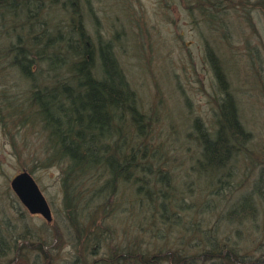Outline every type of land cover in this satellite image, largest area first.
<instances>
[{
	"label": "rangeland",
	"instance_id": "obj_1",
	"mask_svg": "<svg viewBox=\"0 0 264 264\" xmlns=\"http://www.w3.org/2000/svg\"><path fill=\"white\" fill-rule=\"evenodd\" d=\"M78 2L96 49L98 37L111 43L139 95L142 110L148 114L147 143L150 153L159 159L153 160V171L159 168L168 175L175 196H183L182 201L191 205L175 213L182 215L181 226L187 225L192 215L198 214L202 221L197 207L207 196L214 205L209 212H201L208 216L203 225L215 227L217 222L218 234L229 244L237 242L244 250L254 251L261 241L264 219L259 216L255 223L237 224L225 220L221 213L245 192L255 193L258 213L264 211V192L254 190L257 182L262 188L261 169L264 171V0ZM69 11L58 8L57 19L68 16ZM213 54L237 99L241 120L252 133L245 149L228 166L231 174L224 189L229 191L228 186L231 190L224 202L207 195L213 181L196 169L201 148L193 123L198 118L213 131L222 95ZM19 74L7 61L4 67L0 62V225L9 237L21 236L20 249L1 258L0 264H74L76 257H85L83 261L89 264H107L102 258L110 255L112 248L133 245L134 239L149 255L168 250L195 255L196 239L184 234L181 226L175 227L178 219H172L176 223L173 227L174 223L166 225L161 216L151 217L142 201L138 205L142 224L136 221L140 214L134 215L135 194L132 186L122 181L113 195L102 197L110 196V206L96 220L110 231L109 236L103 234L100 243L91 241L83 250L78 228L93 217L84 208L69 215L64 162L48 159V131L30 106L29 81ZM24 168L33 174L50 203V222L41 214L30 213L11 187V178ZM79 195L83 200L78 206H86L91 191ZM100 199L87 206H95ZM169 259L167 256L159 264H177ZM180 264L211 263L199 258Z\"/></svg>",
	"mask_w": 264,
	"mask_h": 264
},
{
	"label": "trees",
	"instance_id": "obj_2",
	"mask_svg": "<svg viewBox=\"0 0 264 264\" xmlns=\"http://www.w3.org/2000/svg\"><path fill=\"white\" fill-rule=\"evenodd\" d=\"M58 8L67 11L71 8V11L57 19ZM80 8L78 0H0V62L4 67L7 61L9 67H15L29 81L30 106L48 131V159L64 162L65 204L69 215L84 208L93 217L90 222H84L82 229L78 228L82 231L79 243L84 250L91 241L100 243L103 234L109 236L110 231L96 220L104 216L110 206L109 197L119 189L121 181L132 186L137 210L134 215L140 214L134 217L139 224L143 220L138 208L142 201L151 217L161 216L166 225L174 223L172 227L176 224L174 218L178 219L175 227L182 224V215L175 213L191 205L182 201L183 196H175L168 175L159 168L153 171V160L159 159L150 153L147 143L148 114L142 110L139 95L111 43L98 37L100 44L96 49ZM211 56L222 95L213 131L198 118L193 123L195 139L201 148L196 169L213 181L207 195L224 202L231 190L228 186L229 191L224 189L231 174L228 166L245 149L252 133L241 120L237 99L218 58ZM261 175L263 186L259 188V182L256 183L257 193L264 192L263 169ZM88 191L91 199L87 205L95 198L110 196L100 199L95 206H78V201L83 200L79 193ZM211 200L206 196L197 207L202 221L208 216L201 212H209L208 208L214 205ZM221 216L231 223H255L259 216L264 219V211L258 213L255 193L245 192L230 207H225ZM202 221L198 214L192 215L187 225L181 226L184 234L190 233L196 239L195 255H183L181 250L149 255L134 239L133 245L116 246L102 259L107 264H159L168 256L177 264L199 258L211 264H264V227L258 248L248 252L237 242L229 244V240L221 237L217 222L213 223L215 227L207 228ZM5 233L0 225V259L20 249L21 236L9 237ZM102 259L100 263H104ZM83 260L85 257L82 260L76 257L74 264H86Z\"/></svg>",
	"mask_w": 264,
	"mask_h": 264
},
{
	"label": "water",
	"instance_id": "obj_3",
	"mask_svg": "<svg viewBox=\"0 0 264 264\" xmlns=\"http://www.w3.org/2000/svg\"><path fill=\"white\" fill-rule=\"evenodd\" d=\"M10 184L30 213L41 214L49 222L53 219L50 203L29 170H20L11 178Z\"/></svg>",
	"mask_w": 264,
	"mask_h": 264
}]
</instances>
